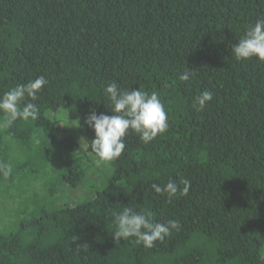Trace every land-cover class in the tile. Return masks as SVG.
Masks as SVG:
<instances>
[{
    "label": "trees",
    "instance_id": "obj_1",
    "mask_svg": "<svg viewBox=\"0 0 264 264\" xmlns=\"http://www.w3.org/2000/svg\"><path fill=\"white\" fill-rule=\"evenodd\" d=\"M258 18L264 0H0V95L48 81L25 99L37 120L0 126V264H264V62L231 52ZM111 82L156 92L169 129L148 144L129 132L98 166L85 121L112 114ZM95 172L89 199L55 206L59 185ZM181 178L188 194L171 203L150 187ZM124 205L181 228L151 249L116 244Z\"/></svg>",
    "mask_w": 264,
    "mask_h": 264
},
{
    "label": "clouds",
    "instance_id": "obj_2",
    "mask_svg": "<svg viewBox=\"0 0 264 264\" xmlns=\"http://www.w3.org/2000/svg\"><path fill=\"white\" fill-rule=\"evenodd\" d=\"M231 52L237 60L256 58L264 62V18H258L254 24L248 25L238 43L232 46ZM190 76L189 70L180 74L178 79L180 82H186L190 80ZM47 83L48 81L41 75L26 84H17L3 92L0 95V112L3 113L0 126L10 127L18 119L37 120L40 116L39 106L33 102H25V99L36 101L38 93ZM104 92L111 102L112 114H97L91 111L85 121L95 134L89 148L98 166L112 163L124 154L125 137L129 132L138 135L144 144H148L158 135L168 131V115L156 92L149 93L140 88L121 89L116 82L109 83ZM213 95L212 91L205 89L194 97L193 106L197 111H202L213 99ZM76 122L79 126L78 121ZM0 171L7 176L11 172V167L0 162ZM180 184L183 185L182 188ZM190 186L191 181L186 178H181L179 184L169 179L166 183L150 185L154 193L164 195L169 203L178 194L187 195ZM154 216L150 209L136 211L133 206L124 205L121 211L113 213L114 242L119 244L121 240L132 239L133 243L151 249L157 242L163 243L173 231L181 228L178 219H169L161 223L156 221Z\"/></svg>",
    "mask_w": 264,
    "mask_h": 264
},
{
    "label": "rangeland",
    "instance_id": "obj_3",
    "mask_svg": "<svg viewBox=\"0 0 264 264\" xmlns=\"http://www.w3.org/2000/svg\"><path fill=\"white\" fill-rule=\"evenodd\" d=\"M101 176L98 172L95 173H87L86 178L84 179L81 185L76 187L69 188L66 185H59L58 191L56 193V197L54 198L55 206H58L62 203L72 205L74 203L86 201L91 197V190H93L94 186L100 185ZM37 184V182H35ZM14 220L10 218L9 223H13ZM8 223V224H9Z\"/></svg>",
    "mask_w": 264,
    "mask_h": 264
}]
</instances>
